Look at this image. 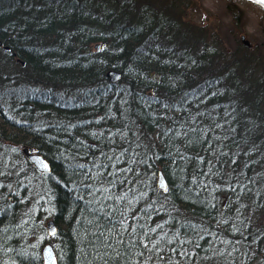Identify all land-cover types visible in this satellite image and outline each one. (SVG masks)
I'll list each match as a JSON object with an SVG mask.
<instances>
[{"label":"trees","instance_id":"trees-1","mask_svg":"<svg viewBox=\"0 0 264 264\" xmlns=\"http://www.w3.org/2000/svg\"><path fill=\"white\" fill-rule=\"evenodd\" d=\"M195 6L0 0V264H43L47 242L58 264L93 260L95 177L101 165L111 172L110 158L124 149L116 167L132 171L113 193H148L122 205L126 214L144 229L163 224L170 237L179 229L190 243L187 258L161 244L167 261L142 246L112 252L111 260L264 264V238L257 241L264 237V51L241 41L242 28L194 22ZM109 70L120 72L118 82H109ZM171 128L198 131L186 140L165 135ZM24 148L40 153L50 171L37 172ZM236 185L250 191H231Z\"/></svg>","mask_w":264,"mask_h":264},{"label":"snow or ice","instance_id":"snow-or-ice-1","mask_svg":"<svg viewBox=\"0 0 264 264\" xmlns=\"http://www.w3.org/2000/svg\"><path fill=\"white\" fill-rule=\"evenodd\" d=\"M250 3L259 6L264 9V0H250ZM216 93H212L215 95ZM165 108L169 107L168 105H164ZM218 128H222V124L216 125ZM198 129L192 128L189 130H177L175 128L169 129L165 135H176V136H184L186 140H190L189 133H196ZM114 135V134H110ZM126 135V133L122 134ZM207 136V133H205ZM219 140V137H217ZM208 143L207 139L204 141ZM139 147V144H137ZM211 147V145H209ZM128 152V149H124L121 152L120 156L112 157L116 163H119L121 157L125 156ZM146 155V154H145ZM227 155V154H225ZM159 158V157H157ZM139 159L138 154H134L132 157V163ZM180 159H185L183 154L180 155ZM200 162L203 163V157H200ZM236 163L235 160L232 161ZM116 163L112 164V171L108 172L106 170V166L101 165V168H104L105 171L99 173L95 177V194L93 195V199L97 200V204L99 207L96 209V212H100V216L97 220L92 223V227L95 230L93 236L90 238L89 243L92 244V250L95 253V258L91 261H85V264H120L119 259L113 261L110 259V255L112 252L116 253V256L119 257L121 255L120 249H124V251H128L129 249L135 250L142 246L143 250H147L149 252H155L157 258L162 261H167L169 258L161 254V244H166L169 246V250L172 254H176L179 256H184L187 258V252L184 250L183 245L190 241H184L180 238L179 229L177 230L176 235L169 236V233L163 232V224L156 225L155 227H151L150 229H144L138 222L139 216H134L129 218L126 214V209L122 207L124 204L131 205L134 200H139L140 198L146 197L148 195L147 192H141L138 196L131 195V189L128 192H125L123 195L114 194L113 188L115 185L119 183H123L124 181H118V177L123 175L125 172H131L132 168L129 166L126 169H120L116 167ZM46 167V165H45ZM247 167V165H246ZM105 175L108 177L107 181H105ZM208 175L207 173L204 174ZM130 183V182H129ZM199 183L197 179L193 178V184ZM204 186H207V182L204 183ZM159 187L164 192H167V185L163 177L159 178ZM239 188L240 192L250 191L249 188L242 185L231 186V191H236ZM98 197V199H97ZM147 209H152V204L147 205ZM96 214L95 212L93 213ZM118 217V219H113V217ZM151 218V217H149ZM167 223V222H165ZM150 233H158V238L153 239L150 237ZM125 238H127V243H125ZM204 239L203 236L200 237ZM260 238L257 237V241ZM94 241V242H93ZM173 245H179L180 250L178 251L177 247ZM231 255V253H228ZM140 261L143 260V251L139 252ZM125 264H129L128 261H125Z\"/></svg>","mask_w":264,"mask_h":264},{"label":"rangeland","instance_id":"rangeland-1","mask_svg":"<svg viewBox=\"0 0 264 264\" xmlns=\"http://www.w3.org/2000/svg\"><path fill=\"white\" fill-rule=\"evenodd\" d=\"M197 1L200 7L195 6L190 14L194 22L219 25L222 30L242 28L239 36L264 51V9L248 0Z\"/></svg>","mask_w":264,"mask_h":264},{"label":"water","instance_id":"water-1","mask_svg":"<svg viewBox=\"0 0 264 264\" xmlns=\"http://www.w3.org/2000/svg\"><path fill=\"white\" fill-rule=\"evenodd\" d=\"M248 1H250V0H248ZM240 39L245 45H249V41L246 40L243 35H241ZM4 48L7 49V46H4ZM106 76L108 77V80L111 83H116L121 78L120 72H118L116 70H109L106 73ZM23 152L26 155L28 162L34 167V169L37 172L47 173L50 171L49 162L40 153L34 152L32 150H28L27 148H24ZM45 165H46V167H45ZM160 177H163V179H164L163 174L161 172H158V178H157L158 187H159V178ZM165 183H166V181H165ZM46 225H47L48 234L50 236H53L57 230L54 221L52 219H50L47 221ZM41 255H42L43 264H58L53 245L50 242H47L46 244L43 245L42 250H41Z\"/></svg>","mask_w":264,"mask_h":264}]
</instances>
